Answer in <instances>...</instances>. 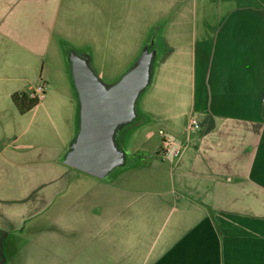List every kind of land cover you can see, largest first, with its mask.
I'll return each instance as SVG.
<instances>
[{
    "label": "crops",
    "instance_id": "0c3cea01",
    "mask_svg": "<svg viewBox=\"0 0 264 264\" xmlns=\"http://www.w3.org/2000/svg\"><path fill=\"white\" fill-rule=\"evenodd\" d=\"M63 1L0 0V264H264V0L174 16L119 141L131 162L105 179L62 161L78 123ZM115 31L84 38L101 79L137 58L140 29ZM40 83L17 112L10 95ZM158 130L178 156H158Z\"/></svg>",
    "mask_w": 264,
    "mask_h": 264
},
{
    "label": "water",
    "instance_id": "95a60500",
    "mask_svg": "<svg viewBox=\"0 0 264 264\" xmlns=\"http://www.w3.org/2000/svg\"><path fill=\"white\" fill-rule=\"evenodd\" d=\"M155 56L156 49L150 40L115 81L106 83L97 74L88 53L66 51L78 104V123L63 156L64 164L101 179L126 165V151L118 135L125 126L136 122L137 102L150 84Z\"/></svg>",
    "mask_w": 264,
    "mask_h": 264
},
{
    "label": "rangeland",
    "instance_id": "374dc122",
    "mask_svg": "<svg viewBox=\"0 0 264 264\" xmlns=\"http://www.w3.org/2000/svg\"><path fill=\"white\" fill-rule=\"evenodd\" d=\"M147 1L148 0H140L139 2L120 1L118 3L116 0H64L61 9V26L72 35V38H65L63 42L67 47H70L69 49L89 54L88 48L92 44L84 39L87 33L94 36L95 34H100L101 31L103 32V36L107 34L109 38H112L113 34L116 32V28L122 30L123 28H131V26L134 25L141 31V41L137 51L138 54L143 46L148 44L150 40L153 41V47L159 50L164 34L168 31V28L179 26V24L170 23L175 15L179 12L184 13V15L187 14V17L183 19L179 18L178 20L179 23L183 20V26L190 28L194 19L192 12L200 9L202 13H207L217 6V2L215 1L203 3L202 5L192 0ZM123 42L124 41H122L121 44H123ZM114 46L116 49L119 45L116 43ZM138 54L136 56H138ZM92 65L96 71L103 68L98 66L94 60H92ZM129 65L125 61L123 65L115 67V72L112 71L114 69L112 66H104V75L102 79L105 82L116 80ZM144 91L137 102L138 110H141L142 106L147 108V106L150 105V100L148 96H146L148 92ZM141 129L148 131V139L150 140L152 136L157 133V127L154 122L147 123V125ZM127 156L126 163L129 164L131 162V156Z\"/></svg>",
    "mask_w": 264,
    "mask_h": 264
},
{
    "label": "built area",
    "instance_id": "2783aa9c",
    "mask_svg": "<svg viewBox=\"0 0 264 264\" xmlns=\"http://www.w3.org/2000/svg\"><path fill=\"white\" fill-rule=\"evenodd\" d=\"M44 91L45 85L40 83L39 85L34 87L32 93L40 99L43 96ZM198 127V121L195 118H190L188 123V131L196 130ZM158 134L161 136L160 147L158 150V156L161 159L176 157L181 153L183 148L182 145L167 137L163 130H158Z\"/></svg>",
    "mask_w": 264,
    "mask_h": 264
},
{
    "label": "trees",
    "instance_id": "16d2710c",
    "mask_svg": "<svg viewBox=\"0 0 264 264\" xmlns=\"http://www.w3.org/2000/svg\"><path fill=\"white\" fill-rule=\"evenodd\" d=\"M61 45L64 49V52H66V50H68L70 48V47H67L63 41H62ZM10 100H11L12 104L14 105V107L16 108L17 112H19L20 114L27 112L28 110L33 108L39 102V98L36 95H34L32 93V91L31 92H25V91L13 92L10 95ZM133 123L134 122L125 126L120 131V133L118 135V141H120L122 139L123 131H125L129 127H132Z\"/></svg>",
    "mask_w": 264,
    "mask_h": 264
}]
</instances>
